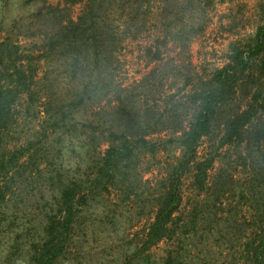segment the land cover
<instances>
[{
    "label": "trees",
    "instance_id": "16d2710c",
    "mask_svg": "<svg viewBox=\"0 0 264 264\" xmlns=\"http://www.w3.org/2000/svg\"><path fill=\"white\" fill-rule=\"evenodd\" d=\"M213 1L197 0L195 8L188 2L177 11L162 0V45L183 47L201 34L202 22L185 24V15L204 14ZM149 5L150 0H86L76 21L60 16L64 9L47 8L44 15L59 16L54 23L47 20L35 59L65 63V76L79 82L67 100L38 99L35 60L16 44L0 41V256L5 263L61 264L75 230L88 221L90 204L113 191L123 204L147 199L152 207V219L125 264H153L147 253L160 243L195 245L211 235L225 240L229 264H264V5L261 25L229 46L226 64L206 78L197 76L193 89L174 99L192 83L185 80L168 96L163 112L137 100L143 88H152L147 77L120 90L112 75L117 44L107 15L116 7L137 20ZM2 25L0 19V30ZM147 55L159 62V46L148 48ZM102 101L106 107L92 109ZM87 111L93 120L80 122ZM164 131L167 138L148 139ZM203 139L208 150L199 158ZM67 146L76 156L73 168L63 158ZM159 153L172 161L150 191L139 180L138 167ZM237 167L240 177L234 178ZM187 175L195 201L183 219L181 184ZM36 189L42 202L33 200ZM13 200L22 211L15 205L8 213ZM167 251L162 264H197L186 260L189 254L182 258L179 251Z\"/></svg>",
    "mask_w": 264,
    "mask_h": 264
},
{
    "label": "rangeland",
    "instance_id": "374dc122",
    "mask_svg": "<svg viewBox=\"0 0 264 264\" xmlns=\"http://www.w3.org/2000/svg\"><path fill=\"white\" fill-rule=\"evenodd\" d=\"M65 2L66 0L45 2L43 0H0V8L4 6L6 10L0 12L3 24L0 30V41L6 39L16 44L20 52L35 60L33 61L36 68L35 88L38 99L42 101L45 96L67 100L70 98L69 92L79 83L71 82V79L65 76L64 62L55 60L53 57L38 61L35 59L43 46L44 39L41 33L48 27L47 20L54 23L59 16L53 18L52 15H44L47 8L64 9L60 16L76 21L82 13L86 0H78L73 5H66ZM188 2H192L195 8L197 0H168L169 5L176 6L177 11ZM162 3V0H150L147 14L145 15L142 10V15H139L137 20H131L127 10L121 12L116 7L107 15V22L112 27V36L117 44L113 63L115 69L112 72L114 87L120 90L133 89L147 77L150 80L149 83L152 82V88L149 90L143 88V93L140 92L143 97L137 100L140 105L144 106L145 102L147 106L159 112L165 110L167 103L171 101L168 96L180 90L185 80L190 79L192 83L177 97L175 95L174 99L192 90L197 76L202 75L206 78L212 69L226 64L229 46L244 41L261 25L260 7L264 5V0H214L204 14L197 10L192 13L187 12L184 23L196 25L202 22L204 29L201 34L184 43L183 47L172 43L163 46L161 43L164 33L160 25ZM152 46H159L161 51L159 62H152L147 55V49ZM152 70H155L153 76L150 74ZM147 88H149L148 85ZM152 93L155 94L154 99H152ZM109 99L112 105L113 96L111 95ZM236 104L243 108L244 101L239 99ZM106 106V101H102L100 107L94 106L92 109L96 111ZM18 108L23 109L21 105H18ZM91 112L87 111L86 114L81 115L79 121H92ZM34 127L35 130L38 129L36 122ZM168 135L169 132L164 131L153 134L148 139L157 140L167 138ZM208 145V139H203L197 150L199 158L207 152ZM105 147L106 145H102L101 150ZM69 148L71 146H67L63 158L70 159L69 166L73 168L76 156L70 152ZM220 158L223 156L221 155ZM231 160H234V157ZM168 161L171 162L172 158L168 159L162 153L157 154L153 161L148 156L141 160L138 175L143 184H149V187L145 186V189L152 190L163 175ZM219 166L220 159L215 163V170ZM239 171L240 167H237V171L233 173L234 178L240 177ZM190 184L191 177L184 176L181 184L182 204L179 210L183 219L186 218V214L195 201ZM34 197V201L42 202L37 189ZM145 201L143 208L139 209L138 207L143 203L123 204L120 202L119 194L113 191L110 194L105 193L101 198L98 197L85 213L88 221L75 230L73 242L61 264H125L129 260L130 250L139 244V240L144 235V228L152 219V207L149 200ZM15 205L22 211L21 204L13 200V203L8 204L6 208L8 213L12 212ZM31 210L33 211V207ZM30 214L29 211L25 213L28 216ZM20 215L19 213L18 216ZM217 237L211 235L207 237V241H197L195 245L163 242L153 247L147 255L153 264H162L167 250L179 251L182 258L189 254L186 260H190L191 263L207 264L205 260H209L208 264H229L231 260L225 246L226 242ZM7 263L4 262L3 256H0V264ZM15 264L21 263L15 261Z\"/></svg>",
    "mask_w": 264,
    "mask_h": 264
}]
</instances>
